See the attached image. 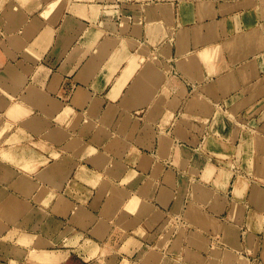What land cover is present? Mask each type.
<instances>
[{
    "label": "crops",
    "instance_id": "1",
    "mask_svg": "<svg viewBox=\"0 0 264 264\" xmlns=\"http://www.w3.org/2000/svg\"><path fill=\"white\" fill-rule=\"evenodd\" d=\"M0 264H264V0H0Z\"/></svg>",
    "mask_w": 264,
    "mask_h": 264
}]
</instances>
